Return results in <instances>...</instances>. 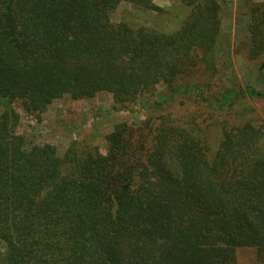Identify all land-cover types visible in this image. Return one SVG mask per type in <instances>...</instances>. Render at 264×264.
<instances>
[{
  "label": "trees",
  "instance_id": "1",
  "mask_svg": "<svg viewBox=\"0 0 264 264\" xmlns=\"http://www.w3.org/2000/svg\"><path fill=\"white\" fill-rule=\"evenodd\" d=\"M178 1L188 20L165 33L111 22L121 4L159 12L152 0H0V264H236L241 248L264 264V134L250 123L223 127L212 156L171 114L115 125L105 155L18 132L65 96L107 92L125 111L215 73L219 1Z\"/></svg>",
  "mask_w": 264,
  "mask_h": 264
},
{
  "label": "rangeland",
  "instance_id": "2",
  "mask_svg": "<svg viewBox=\"0 0 264 264\" xmlns=\"http://www.w3.org/2000/svg\"><path fill=\"white\" fill-rule=\"evenodd\" d=\"M159 12L121 4L111 14L114 24L131 28L148 26L165 33L178 31L190 10L178 0H152ZM219 34L216 42L215 73L201 68L187 92L183 86L169 90L162 83L137 100L129 110H117L111 94L100 92L89 100L72 101L68 96L53 101L44 114H22L18 132L35 144H51L63 155L71 141L95 146L105 155L104 137L117 124L133 127L147 118L171 114L189 123L212 156L221 141L223 127L250 123L264 134V99L248 97L246 91H264V0H218ZM261 30L262 49L256 53L251 27ZM254 51V55H253ZM227 92L231 94L228 95ZM157 103V104H156ZM1 110V109H0ZM264 145V135L261 138ZM252 249L236 251V264H257Z\"/></svg>",
  "mask_w": 264,
  "mask_h": 264
}]
</instances>
